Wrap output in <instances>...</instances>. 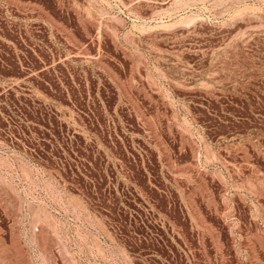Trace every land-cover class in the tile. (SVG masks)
Returning <instances> with one entry per match:
<instances>
[{
  "label": "rangeland",
  "instance_id": "374dc122",
  "mask_svg": "<svg viewBox=\"0 0 264 264\" xmlns=\"http://www.w3.org/2000/svg\"><path fill=\"white\" fill-rule=\"evenodd\" d=\"M0 264H264V0H0Z\"/></svg>",
  "mask_w": 264,
  "mask_h": 264
}]
</instances>
